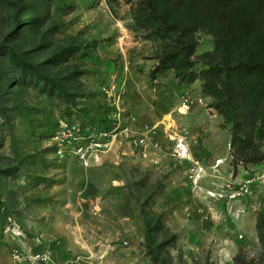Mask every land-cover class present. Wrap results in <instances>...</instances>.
<instances>
[{
	"label": "rangeland",
	"instance_id": "obj_1",
	"mask_svg": "<svg viewBox=\"0 0 264 264\" xmlns=\"http://www.w3.org/2000/svg\"><path fill=\"white\" fill-rule=\"evenodd\" d=\"M139 2L0 0V264H264V135L255 125L233 141L203 81L161 64L182 43L139 21ZM154 4L186 28L194 71L264 60L258 29L192 0ZM180 101L191 115H173ZM64 124L107 140L104 163L105 148L87 160L61 153L53 137ZM147 126L161 150L112 153ZM184 126L190 151L212 159L191 152L204 169L196 177L178 153Z\"/></svg>",
	"mask_w": 264,
	"mask_h": 264
},
{
	"label": "trees",
	"instance_id": "obj_2",
	"mask_svg": "<svg viewBox=\"0 0 264 264\" xmlns=\"http://www.w3.org/2000/svg\"><path fill=\"white\" fill-rule=\"evenodd\" d=\"M154 2L155 0H140L138 20L151 28L154 34L164 38L176 31L182 43L181 50L167 54L161 64L174 68L176 76L183 82L203 81L204 93L214 98L213 107L227 124H233L234 142L255 125H259V130L264 135V60L209 63L207 68L194 71L195 62L191 59L194 46L187 38L186 28L181 29L177 23L159 13ZM192 2L204 15H213L226 22L240 21L264 33V0ZM263 218L258 222L262 238Z\"/></svg>",
	"mask_w": 264,
	"mask_h": 264
},
{
	"label": "built area",
	"instance_id": "obj_3",
	"mask_svg": "<svg viewBox=\"0 0 264 264\" xmlns=\"http://www.w3.org/2000/svg\"><path fill=\"white\" fill-rule=\"evenodd\" d=\"M186 98V101L189 102V97ZM129 130L130 128L126 127L122 130V133H128ZM104 135L107 136V133H104ZM118 136L119 133L114 137L117 138ZM156 136L157 131L153 127L147 126L143 135H136L131 144L135 150H138L142 152L143 155H146L148 153L149 145H154L156 148L161 150V145L156 142ZM89 138H91V136L88 137L86 132L83 131L78 124L62 125L53 137L57 145L61 147V153H63L65 150L72 151L74 152L73 154H76L85 160H87V156H91V154L108 147L110 144L107 140L99 142L92 138L89 141ZM187 138H189V132L184 130L181 139L177 143V147L179 148L178 153L180 158H186L189 161H192L190 174L192 177H196L200 175V172L204 169L201 166L200 160H195L191 157V145L186 141ZM194 142L197 143V140H194Z\"/></svg>",
	"mask_w": 264,
	"mask_h": 264
},
{
	"label": "crops",
	"instance_id": "obj_4",
	"mask_svg": "<svg viewBox=\"0 0 264 264\" xmlns=\"http://www.w3.org/2000/svg\"><path fill=\"white\" fill-rule=\"evenodd\" d=\"M165 79L166 80H168L169 82H171V84H173V79H172V77H171V75H166L165 76ZM191 88H192V90H191V93H193V94H195V88H196V85H192L191 86ZM183 90H184V88H183ZM175 91V92H174ZM174 95H176L177 96V94H182L183 93V91H182V89L179 87V86H176V88L174 89ZM157 92H158V95H162L164 92H163V90L162 89H158L157 90ZM192 94V95H193ZM181 104H183V101L181 102H179L177 105H176V107H173L172 109H171V111H172V113H173V115H176V110L178 109V107L181 109V113L183 114V113H187V115L189 116V115H191V111H192V107L194 106V104H192V105H185L184 104V106H182ZM175 113V114H174ZM178 114V113H177ZM179 117H181V115L179 116ZM130 120H131V118H129ZM131 122V121H130ZM132 127H134V128H137V124L135 123L134 124V122L133 123H131L130 124ZM185 128V126L184 127H182V129H180V130H178L176 133H183V129ZM121 134H123V133H121ZM119 137H120V135H119ZM121 138V140L120 141H115L114 142V146L112 145V147H111V149L113 150V154H117V155H119L120 153L122 154V153H124V151L125 152H127V153H129V155H131V156H133V155H135L136 156V151L137 150H134V148L131 146V144L129 143V149L130 150H128V148L127 147H125L124 148V146H127V145H125V143H123V140H124V137L123 136H121L120 137ZM160 139H161V141H165L166 139L165 138H163L162 137V134L160 133ZM118 140V139H117ZM110 147V146H109ZM125 149V150H124ZM107 149L105 148V151H106ZM203 150L202 149H200V148H198L197 146H193L192 147V149H191V152H192V154H195L196 156H198L202 161H204V157H210V159H211V156H209V153L207 152V153H205V152H202ZM107 153H108V151H106V153L104 152V154L102 155V162L104 163V161L106 160L105 158H107V156L108 155H110V154H108L107 155ZM203 153H205V156H204V154ZM138 155V154H137ZM140 155V154H139ZM178 159V158H177ZM178 160H181V159H178ZM212 160V159H211ZM181 161H185V160H181ZM102 163V164H103ZM106 166V165H105Z\"/></svg>",
	"mask_w": 264,
	"mask_h": 264
}]
</instances>
